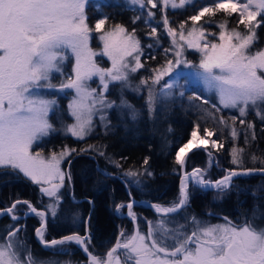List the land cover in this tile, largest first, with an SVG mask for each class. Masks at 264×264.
<instances>
[{
  "label": "snow or ice",
  "instance_id": "snow-or-ice-1",
  "mask_svg": "<svg viewBox=\"0 0 264 264\" xmlns=\"http://www.w3.org/2000/svg\"><path fill=\"white\" fill-rule=\"evenodd\" d=\"M126 6L136 7L143 11L147 8V18L136 16L132 23L143 20L146 25L155 19L157 9L165 12L195 7L197 0H124ZM104 7L97 0H0V170H18L34 184L42 185L41 193L51 199L47 211L53 216L61 203L60 189L65 181H71V176L61 170V161L76 149L64 147L59 153L53 151L48 157L42 153L33 154L30 149L34 142L55 131L49 120L50 112L57 106L55 99H45L39 90L71 89L75 95L68 104V113L74 123L68 124L64 131L83 140L94 128V117L99 116L100 124L109 127L107 110L113 108L128 109V115L136 120L138 112L123 98V89L133 91L147 89L146 106L149 117L157 110L160 100L175 98L173 89L176 81L170 76L174 68L180 64L191 66V62L182 59L184 44L200 53L198 79L205 89L214 90L224 109H236L239 112V124L245 125V144L248 143V133L252 140L256 139L254 123L244 119L251 111L264 122V48L253 51L258 42L257 29L264 25V0H211L207 6H200L197 14L189 17L192 26L185 35L186 22L179 25V37L184 44L177 45V30L171 26L167 15L162 16L164 29L172 38L175 60H167L164 66L152 69L150 77L141 78L139 85L133 87L130 83L131 74L144 68L141 63L143 48L136 35V29L131 31L122 25L115 24L105 29L108 17L96 19L94 29L90 26L86 9L89 7ZM150 6V7H149ZM223 12L231 17L238 15L236 27L228 29L227 22L220 23L219 33H206L203 25L198 22L203 17L215 16ZM99 32L103 43L102 52H95L89 46L90 34ZM150 37L159 39L157 27H151ZM218 41V42H216ZM153 47L152 44L148 45ZM170 49H165V53ZM74 57L71 73L66 82L59 86L51 82L52 74L64 76L65 61L68 53ZM102 55L111 61V67H100L94 57ZM165 76H169L158 90ZM98 78L99 86L92 88L89 81ZM120 85V104L109 100L106 93L110 86ZM184 91L179 93L182 98ZM192 99V98H190ZM199 100L200 96H194ZM207 103V101H205ZM216 111L222 109L217 106ZM233 125L237 117L232 118ZM220 124L227 122L223 117ZM199 125L193 129L191 139L183 144L175 153V164L183 169L187 153L200 145L211 143L213 148H223L222 143L211 140L213 131L204 128V136L198 135ZM238 133L235 127L231 130L233 139ZM199 141V145L196 143ZM98 151L100 156L106 152L95 146H89ZM89 149H81L87 152ZM243 148L231 149L232 163H242ZM211 156V153H209ZM253 162L264 164V159L252 156ZM120 167V164L111 161ZM148 164L145 158L144 165ZM227 175L216 181L205 178L204 170L196 168L191 173L181 176L178 198L170 205L152 204L156 219L148 221L147 232L139 228L128 235L121 230L116 237V243L103 256H96L89 251L91 240L88 236L73 234L61 240L47 241L44 237V223L36 229L40 243L46 248H54L68 241H75L88 254V264H264V228L258 229L247 218L243 224L234 223L224 217L223 223L211 224L196 216L181 217L184 223L176 217L188 206L190 194L189 184L200 189H214L221 194L229 190L234 177L251 174L255 169L243 171L226 170ZM264 172V168L259 169ZM125 176L137 178L153 173L146 168L144 172L129 169ZM59 181L58 183L55 181ZM132 183V182H130ZM43 185H48L44 187ZM131 195V193H129ZM26 205L29 212L45 217L46 212L38 211L29 201H15L10 207L0 209V217L10 216L14 222L19 221L15 214L19 205ZM127 208V214L133 222L139 224V219L133 211L134 202L126 205L118 203L115 210L121 213ZM7 235L0 238V264H45L39 260L19 239L21 228L10 224Z\"/></svg>",
  "mask_w": 264,
  "mask_h": 264
},
{
  "label": "trees",
  "instance_id": "trees-1",
  "mask_svg": "<svg viewBox=\"0 0 264 264\" xmlns=\"http://www.w3.org/2000/svg\"><path fill=\"white\" fill-rule=\"evenodd\" d=\"M95 2L97 0H93V3ZM99 2L106 6L100 8L92 6L86 9L91 27H94L96 19L107 16L105 28L119 23L128 31L136 29V35L144 50L141 56L144 68L138 70L136 77L140 75L144 77L151 74L152 69L161 67L163 65L161 48L167 46L166 38L160 34L158 40L150 37L148 33L151 27L143 20L132 23L136 16L146 18V14L143 11L127 9L122 3L111 4L100 0ZM210 2L211 0H197L195 7L177 10L170 8L163 13L157 9L152 11L156 13L155 18H162V14L167 15L171 26L177 29L182 22L189 23V17L195 15L200 6H207ZM203 27L211 30L215 26L209 24ZM93 35L92 47H95L94 45L97 47L96 35ZM257 35L258 42L253 46V51L264 48V25L257 29ZM149 44L153 47L148 48ZM149 51L154 52L148 54ZM176 84L173 89L176 93L175 98L161 100L152 117L148 115L143 95L137 96L123 89V98L138 112L136 120H132L128 115V109L113 108L107 115L109 123L107 129L96 126L83 140L59 134L50 135L34 148L41 149L45 154L64 147L76 149L66 161L67 175L71 176V181L66 180L67 184L61 191V203L55 216L47 211L50 202L42 195L39 187L19 171L11 169L0 170V209L10 207L17 200H27L37 210L46 212L44 237L47 241L73 234L84 236L87 227L91 240L88 245L89 251L103 257L116 242L120 230L126 233L134 228L132 220L126 217L127 208L118 214L115 210L116 204L126 205L130 201L146 200L153 204L170 205L178 198L181 173L196 168L207 169L206 177L211 181L224 176L228 173L226 170L264 168V164L258 161L254 163L252 160L253 155L264 159V122L252 112L244 118L246 122L254 123L256 135V139L252 140V130H249L248 143L245 144L246 124L240 125L237 119L233 125L231 118L236 116L235 111L218 112L213 107V104L217 103L214 98H209V102L205 103L202 99H205L206 94L198 88L185 86L182 79ZM181 91L185 92L182 98L179 96ZM197 95L200 96L199 100L194 99ZM107 97L119 105L121 88L118 85L110 86ZM221 117L227 124H220ZM197 125H199L197 131L201 134L204 128L212 130L215 140L224 147L216 152H211L207 148L194 149L188 152L185 166L180 169L175 164V151L188 141ZM233 127L238 133L235 139L231 136ZM89 146L106 152V156H100L98 151ZM233 147L244 149L241 154V167L232 163ZM85 148L89 150L80 151ZM145 158L148 159L147 165H144ZM110 160L118 162L120 167H116ZM145 168L153 175L139 177V184L134 183L137 178L124 175L129 169L144 172ZM189 194L188 206L176 217L180 223H184L181 217L192 216L209 223L224 221L223 218L228 217L234 223L243 224L247 218L248 222L258 229L264 228V175L237 177L232 180L230 189L223 194L216 190L204 191L189 184ZM27 209L26 205L21 204L15 214L21 217ZM133 211L140 221L139 224L136 223L137 228L146 233L147 222L154 221L156 214L141 205H135ZM41 222L42 217L35 214L27 215L18 222L12 221L9 216H3L0 218V238L7 235L6 229L10 224H15L22 229L19 239L25 241L32 253L45 264L87 263L86 257L73 243L66 244L69 249L57 247L59 245L54 248H42L35 238V230Z\"/></svg>",
  "mask_w": 264,
  "mask_h": 264
},
{
  "label": "rangeland",
  "instance_id": "rangeland-1",
  "mask_svg": "<svg viewBox=\"0 0 264 264\" xmlns=\"http://www.w3.org/2000/svg\"><path fill=\"white\" fill-rule=\"evenodd\" d=\"M100 1H102V2H104V3H111V4H117V3H122V4H124L125 5V2H124V0H100ZM177 2H178V0H177ZM126 6V5H125ZM150 7V6H149ZM126 8L127 9H132V10H139V11H141L140 9H139V6H136V7H130V6H126ZM170 9V8H169ZM147 8H145L144 10H143V12L145 13V14H147ZM199 11V10H198ZM198 11H197V13H198ZM196 13V14H197ZM161 16H163V14L161 15ZM215 16H220L219 18H222V20H218L219 18H214V16H205V17H207L206 19H203L202 18V20L200 21V22H198V25H203V26H206V25H209V24H212L213 26H215V27H213V29H211V30H208V29H206V28H204L205 29V31H206V33H219V31H220V29L218 28V25L220 24V23H224V22H227V26H228V29L229 30H231L232 28H234V27H236V21L238 20V15L237 14H233L231 17H228V16H226V14H224L223 12H218ZM156 17V16H155ZM147 18V17H146ZM229 18H231L230 19V21H229ZM213 19H215V20H213ZM217 20V21H216ZM189 23H187L186 24V26H185V35L187 34V31H188V29L192 26V22L191 21H188ZM215 24V25H214ZM95 26V25H94ZM147 26H150V27H157V33H158V35L160 34L161 36H164L165 38H166V44H167V46L166 47H162L161 48V51H162V54H163V65L162 66H164L165 64H166V61L167 60H169V59H171V60H175V55H174V53H175V51H176V48H174L173 47V43H172V38L171 37H169L168 36V33H167V31L164 29V25H163V20H162V18L161 17H158V18H155L154 20H152L151 22H150V25H147ZM112 26H109V27H107V28H105V29H110ZM93 29H94V27H93ZM151 29V28H150ZM177 30V36H176V42H177V45H179V44H184V42L183 41H181L180 40V37H179V31H180V29L179 28H177L176 29ZM211 31H215V32H211ZM93 34H95L96 35V40H97V47H96V45H94L95 47H92V43H91V39L89 40V46L92 48V50L93 51H95V52H102V49H103V43L100 41V39H99V36L101 35V33H99V32H96V31H93L91 34H90V36H91V38H92V36H94ZM94 40V39H93ZM216 42H218V41H216ZM161 44V43H160ZM148 46V45H147ZM149 48V47H148ZM152 48V47H151ZM165 49H170V51H168L167 53H165ZM153 52L154 51H149L148 52V54H153ZM68 57H69V59L67 60V61H65V64H64V69H65V74H64V76H61L59 73H53L52 74V77H51V82L53 83V84H55V85H57V86H59V84L61 83V82H66V77H67V75L69 74V73H71V68H72V64L75 62V60H74V57H72L71 56V53L69 52L68 53ZM94 59L97 61V64L100 66V67H105V68H107V67H111V61L110 60H108V58L106 57V56H102V55H98V56H96V57H94ZM182 59H187L188 61H190L191 62V66H185L184 64H180V65H178V66H176L175 68H174V71H173V73H171L170 74V76H172V78L176 81V83H178L179 82V80L180 79H182L183 80V83H184V85L185 86H187V87H189V86H191V87H193V88H198L201 92H203V93H205L206 94V97H205V99H202V101H207V102H209V98H214L215 100H216V104H213V106L215 105V106H217V107H220L222 110H231V111H235V113H236V116L235 117H237V119H240V116H239V112H238V110H236V109H224L223 107H222V105H220V102H219V97H218V95L216 94V92L214 91V90H211V91H209V90H207V89H205V87H204V85H203V83L202 82H200L199 81V79H198V76H197V73L200 71V69H199V61H200V53L199 52H197L195 49H190V48H188L187 47V45L186 44H184V54H183V57H182ZM160 68V67H159ZM152 75V71H151V74H147L146 76H139V77H136V73H133V74H131V78H130V83H131V85L133 86V87H135V86H137V85H139V81H140V79L141 78H146V77H150ZM169 80V76H165L164 77V79L161 81V83H160V85H157V86H155L156 87V89L158 90L159 88H161L162 86H163V82L164 81H168ZM162 84V85H161ZM89 85H90V87H92V88H97L98 86H99V80H98V78H96V77H93V80L92 81H89ZM116 85H118L119 86V88H120V85L119 84H116ZM125 90H127V91H131V92H133V93H135L137 96H139V95H143L144 97H145V101H146V98H147V89L146 88H143V90H141V91H139V92H137V91H133L132 90V88H124ZM39 94L40 95H42L45 99H55L56 101H57V106H56V108H55V110L53 111V112H50V114H49V120H50V122L53 124V127H54V129H55V131H52L48 136H46V137H42L39 141H36V142H34V144H33V146H32V148L30 149V151H32L33 152V154H35L36 152H40V153H42V155L44 156V157H48L53 151H51V152H49V153H47V154H45V153H43L42 151H41V149H34L36 146H38V144H40L44 139H46V138H48L50 135H54V134H59V135H61V136H66V137H71V138H73V139H76V140H78L76 137H73V136H71L70 134H66L65 133V131H64V128H66V126L68 125V124H72V123H74L75 121H74V119L69 115V113H68V104H69V102L72 100V98H73V96L75 95V93H74V91L73 90H71V89H67V90H65V91H63V92H61V91H58V89H47V88H44V89H41V90H39ZM106 95H107V93H106ZM110 100V99H109ZM161 100H163V98L161 99ZM160 100V101H161ZM111 109H108L107 110V115H108V113H109V111H110ZM252 112V114L254 115V116H256V114H255V111L253 110V111H251ZM96 126H102L101 124H100V121H99V116H96V117H94V128L96 127ZM94 128H93V130H94ZM210 131H212V130H210ZM93 132V131H92ZM91 132V133H92ZM192 133V132H191ZM198 135L199 136H201L202 138H206L205 136H204V132H203V134H201L200 132H198ZM89 136V135H88ZM88 136H86V137H88ZM85 137V138H86ZM84 138V139H85ZM192 137H191V134H190V136H189V139H191ZM188 139V140H189ZM211 140H215V137H214V135L211 137ZM187 143V142H186ZM197 144L199 145V141H197ZM183 146V145H182ZM182 146H180V147H182ZM179 147V148H180ZM178 148V149H179ZM199 148H207L209 151H211V152H216V151H219V150H217L216 148H213L212 147V145H211V143H209L207 146H203V145H200V146H198L197 148H194V149H199ZM178 149L176 150V151H178ZM194 149H192L191 151H193ZM62 149H60V150H58V151H55V152H57V153H59L60 151H61ZM176 151H175V153H176ZM188 154V153H187ZM70 156V155H69ZM69 156H67V157H65L64 158V160H62L61 161V170L62 171H64L65 173H66V175H67V172H68V169H67V164H66V161H67V159H68V157ZM174 160H175V154H174ZM210 164L212 163V160L210 159V162H209ZM235 166H237V167H241L242 166V163L238 166V165H235ZM238 170L240 169V168H237ZM204 170V173H205V178L207 179V180H209V181H211L210 180V178H208V177H206V174H207V169H203ZM18 171V170H17ZM192 171V170H191ZM188 173V172H187ZM22 175H23V173H21ZM27 178V177H26ZM30 180V179H29ZM31 181V180H30ZM55 182H59L58 180L57 181H55ZM33 183V182H32ZM34 184V183H33ZM67 183H66V181H65V184H64V186L59 190L60 191V194H61V191L64 189V187H65V185H66ZM35 185H37L38 187H39V189L41 188V186L42 185H40V184H35ZM44 187H47L48 185H43ZM214 190V189H213ZM41 192V191H40ZM43 195V194H42ZM44 196V195H43ZM44 197H46L47 198V200L50 202V203H52V201H51V199L49 198V197H47V196H44ZM29 209H27L26 211H28ZM119 214V213H118ZM29 215H33V214H29ZM10 217V216H9ZM11 218V217H10ZM129 219L130 220H132V218L131 217H129ZM42 222H43V218H42ZM41 222V223H42ZM224 221H219V222H214V223H211V224H217V223H223ZM40 226H41V224H40ZM39 226V227H40ZM38 227V228H39ZM45 228V227H44ZM37 229V228H36ZM132 230H134V228H132ZM130 231V232H126L128 235H131V234H133V232L134 231ZM36 231V230H35ZM121 232V230L119 231V233ZM116 243V242H115ZM114 243V244H115ZM66 244H68V243H64L63 245H59V246H57V247H59V248H63V249H69L68 248V245H66ZM114 246V245H113ZM112 246V247H113ZM83 254V253H82ZM84 255V254H83ZM87 259V258H86ZM86 264H88V260H87V263Z\"/></svg>",
  "mask_w": 264,
  "mask_h": 264
},
{
  "label": "water",
  "instance_id": "water-1",
  "mask_svg": "<svg viewBox=\"0 0 264 264\" xmlns=\"http://www.w3.org/2000/svg\"><path fill=\"white\" fill-rule=\"evenodd\" d=\"M256 171H253L251 174H248V175H254V174H258V175H264V172H261V171H259V169H255ZM236 171H238V172H240V171H243V170H236ZM192 171H190V172H188V173H191ZM228 173H226L225 175H227ZM182 175H184V172H182L181 173V176ZM224 175V176H225ZM248 175H238V176H236V177H234L233 179H235V178H237V177H240V176H248ZM181 176H180V179H179V189H180V180H181ZM223 177V176H222ZM221 177V178H222ZM221 178H219V179H221ZM219 179H217V180H219ZM216 181V180H215ZM202 190H204V191H212L213 189H202ZM134 202V206L135 205H141V206H144V207H146V208H148L149 210H151L154 214H156L155 213V210L154 209H152L151 208V205L153 204V203H150V202H148V201H146V200H137V201H133ZM38 211H42V210H38ZM128 211V210H127ZM42 212H44V211H42ZM29 214H34V213H31V212H29V210L28 211H26L25 212V214L23 215V216H21V217H19L20 219H22V218H24L25 216H27V215H29ZM126 217H128L129 218V216H128V214L126 213ZM46 219H47V217H46V215H45V217H43V223H44V225H45V223H46ZM132 222H133V220H132ZM133 224H134V232L136 231V229H137V226H136V223L135 222H133ZM133 232V233H134ZM84 236H88V232H87V227H86V230H85V235ZM35 238H36V240H37V242L40 244V246L42 247V248H46V247H44V245H42L41 243H40V240H39V238L37 237V235H36V231H35ZM61 239H63V237H61V238H58V239H55V240H61ZM65 243H73V244H75L77 247H78V249L84 254V256L87 258V260H88V254L84 251V249H83V247L81 246V245H78L75 241H68V242H65Z\"/></svg>",
  "mask_w": 264,
  "mask_h": 264
},
{
  "label": "bare ground",
  "instance_id": "bare-ground-1",
  "mask_svg": "<svg viewBox=\"0 0 264 264\" xmlns=\"http://www.w3.org/2000/svg\"><path fill=\"white\" fill-rule=\"evenodd\" d=\"M197 143V142H196ZM179 150V149H178ZM219 179V178H218ZM134 231V230H133Z\"/></svg>",
  "mask_w": 264,
  "mask_h": 264
},
{
  "label": "flooded vegetation",
  "instance_id": "flooded-vegetation-1",
  "mask_svg": "<svg viewBox=\"0 0 264 264\" xmlns=\"http://www.w3.org/2000/svg\"><path fill=\"white\" fill-rule=\"evenodd\" d=\"M1 218V217H0Z\"/></svg>",
  "mask_w": 264,
  "mask_h": 264
}]
</instances>
